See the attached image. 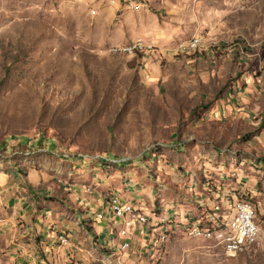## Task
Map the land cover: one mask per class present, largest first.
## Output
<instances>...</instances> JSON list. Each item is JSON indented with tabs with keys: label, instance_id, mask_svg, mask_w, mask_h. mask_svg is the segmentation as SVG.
I'll return each instance as SVG.
<instances>
[{
	"label": "rangeland",
	"instance_id": "374dc122",
	"mask_svg": "<svg viewBox=\"0 0 264 264\" xmlns=\"http://www.w3.org/2000/svg\"><path fill=\"white\" fill-rule=\"evenodd\" d=\"M78 159L143 175L134 217L169 234L135 264H264V0H0V264L44 260L34 223ZM238 202L260 237L228 256Z\"/></svg>",
	"mask_w": 264,
	"mask_h": 264
},
{
	"label": "crops",
	"instance_id": "0c3cea01",
	"mask_svg": "<svg viewBox=\"0 0 264 264\" xmlns=\"http://www.w3.org/2000/svg\"><path fill=\"white\" fill-rule=\"evenodd\" d=\"M60 163L63 164L62 161ZM71 164L74 165L73 168L62 167L59 170L58 176L63 181L59 188L64 191L62 202H49L44 208L45 215L41 220H38V223H34L36 237L42 243L41 247L45 252L44 260L38 261V263L126 264L127 261H130V264H135L141 260L142 251L147 247L156 250L160 243L159 235L164 232L169 234V231L166 226H160L159 222L154 226V222H157L155 219L149 220V224H141L139 221L136 222L138 218L127 216L124 219L109 222L112 213L109 207V202L112 199L109 197L110 195L114 196L115 194L114 197H118L124 204L132 205L135 210H137L135 208L137 206L133 203H138L137 201H140L145 195L152 198L150 189L141 188L144 185L143 175L136 178L132 185L125 184L123 186L119 182L113 186L109 182L110 179L106 178L108 174L100 173L97 164L81 159L74 160L69 166ZM11 174L16 175L15 172ZM36 175H32L23 183L16 184L15 188L22 190L25 184L34 188L50 177L46 172ZM0 178H5L2 173H0ZM101 180H103L102 183ZM4 182L5 180L2 184ZM63 183H68V185L65 186ZM0 187L2 188L1 181ZM131 187L133 188L131 189ZM113 189L115 191H111ZM22 199L9 200L8 205L17 207ZM140 207L143 208L142 205L139 206V209ZM52 211L54 215H52ZM142 213L143 211L140 209L138 215H142ZM97 214L103 215L104 219L101 222L94 219ZM165 214L168 215L167 211ZM208 215L203 218L209 217ZM168 216L173 217V215ZM150 217L149 219H151ZM190 224H188L189 228ZM123 228L126 229L128 238H122ZM60 236L67 238L66 246L60 244ZM124 241L128 242L126 250L121 248L125 244H122ZM30 264H35L34 260Z\"/></svg>",
	"mask_w": 264,
	"mask_h": 264
},
{
	"label": "bare ground",
	"instance_id": "6f19581e",
	"mask_svg": "<svg viewBox=\"0 0 264 264\" xmlns=\"http://www.w3.org/2000/svg\"><path fill=\"white\" fill-rule=\"evenodd\" d=\"M122 204L124 203L117 197H113L110 200L109 206L112 209V213L109 217V222L121 220L126 215L136 216V214H134L135 209L132 205L125 203L127 205L122 206ZM233 216V220L230 224V232L224 239L223 248L225 249V253L228 256H241L245 255L247 252L249 254L250 248L258 244L260 237V229L255 222V210L245 202H238L234 206ZM96 219L102 221L104 217L102 214H97ZM138 220L141 224L147 223L144 215H138ZM203 232L205 231L196 228L192 230L194 236H200ZM59 241L62 246L68 244V240L64 236H60ZM127 246L128 244L125 243L121 247L122 250H126Z\"/></svg>",
	"mask_w": 264,
	"mask_h": 264
},
{
	"label": "built area",
	"instance_id": "2783aa9c",
	"mask_svg": "<svg viewBox=\"0 0 264 264\" xmlns=\"http://www.w3.org/2000/svg\"><path fill=\"white\" fill-rule=\"evenodd\" d=\"M124 205H127V204H122V206H124ZM243 217H244V215H243ZM123 221H125V220H123ZM137 221H139L138 219H136V222ZM122 238L123 239H125V238H128V233H127V231H126V229L125 228H123V230H122ZM123 243H128L127 241H124V242H122V244ZM63 245H65V244H63ZM240 250V249H239Z\"/></svg>",
	"mask_w": 264,
	"mask_h": 264
}]
</instances>
